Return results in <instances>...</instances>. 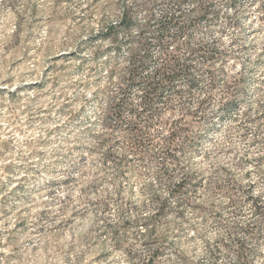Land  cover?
I'll use <instances>...</instances> for the list:
<instances>
[{
    "label": "rangeland",
    "instance_id": "obj_1",
    "mask_svg": "<svg viewBox=\"0 0 264 264\" xmlns=\"http://www.w3.org/2000/svg\"><path fill=\"white\" fill-rule=\"evenodd\" d=\"M153 1L0 0V264H264V0ZM125 9L190 49L140 142L103 121Z\"/></svg>",
    "mask_w": 264,
    "mask_h": 264
},
{
    "label": "trees",
    "instance_id": "obj_2",
    "mask_svg": "<svg viewBox=\"0 0 264 264\" xmlns=\"http://www.w3.org/2000/svg\"><path fill=\"white\" fill-rule=\"evenodd\" d=\"M154 5L155 1L148 0L147 6ZM186 31L187 25L179 16L164 13L155 17L149 13L145 20H140L131 9H125L118 23L106 24L98 32L94 39L109 42L105 50L107 54L117 56L124 51L125 55L124 66L118 73L117 87L109 95L104 123L111 125L112 121H125V111H129L133 118L126 121L127 128L140 142L142 122L147 120L155 100L162 89L185 70L179 52L183 48L188 49L180 42ZM155 45L163 50L159 58L152 52ZM101 52L104 51L98 49L95 53L99 55ZM136 89L140 91L138 108H134L130 100ZM168 137L172 139L174 132H169Z\"/></svg>",
    "mask_w": 264,
    "mask_h": 264
}]
</instances>
